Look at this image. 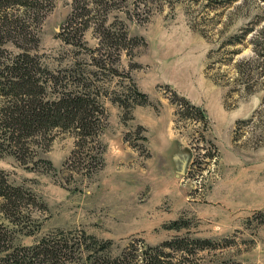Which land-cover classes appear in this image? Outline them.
<instances>
[{"label":"rangeland","instance_id":"374dc122","mask_svg":"<svg viewBox=\"0 0 264 264\" xmlns=\"http://www.w3.org/2000/svg\"><path fill=\"white\" fill-rule=\"evenodd\" d=\"M115 3L105 29L126 33L117 49L93 12L64 43L72 0H55L41 25L39 63L101 87L103 165L77 166L74 133L60 129L3 147L0 171L27 201L21 216L0 214V257L74 232L110 243L109 257L135 255L134 264L146 248L170 254L169 264H264V0ZM132 84L148 105H134ZM178 239L209 244L163 247Z\"/></svg>","mask_w":264,"mask_h":264},{"label":"trees","instance_id":"16d2710c","mask_svg":"<svg viewBox=\"0 0 264 264\" xmlns=\"http://www.w3.org/2000/svg\"><path fill=\"white\" fill-rule=\"evenodd\" d=\"M54 6L55 0H0V99L3 103L0 107V150L24 147L27 140L43 137L55 129L71 131L75 137L72 157L78 155L77 166L97 172L103 165V150L98 141L105 120L101 87L83 76H55L33 54L40 44L41 25ZM114 6L115 0H72L66 34L62 36L64 43H73L70 29L75 21L83 20L93 12L95 16H101L97 26L101 39L107 44L112 42L114 49L121 47L127 40L126 33L105 29L106 16ZM81 26L79 34L74 36L78 45H82L83 33L90 28L88 19ZM6 45L19 52L8 53ZM101 55L102 60L112 57ZM132 90L136 95L134 105H148L146 95L138 92L134 84ZM113 101L125 107L118 96ZM25 201L22 189L10 185L0 171V214L4 218L14 214L21 216ZM208 244V240L178 239L166 242L163 247L190 253V249L204 248ZM0 245H4L1 235ZM109 248L110 243L100 242L84 233L59 232L41 238L30 247L9 246L8 252L0 257V264H67L79 261L81 256L84 257L83 264H134L130 257L135 258V255L112 258L105 255ZM140 254V264H169L166 259L171 258L158 248H146Z\"/></svg>","mask_w":264,"mask_h":264},{"label":"water","instance_id":"95a60500","mask_svg":"<svg viewBox=\"0 0 264 264\" xmlns=\"http://www.w3.org/2000/svg\"><path fill=\"white\" fill-rule=\"evenodd\" d=\"M185 162H186V160L183 162V164H182V168H181V173H183V169H184V167H185Z\"/></svg>","mask_w":264,"mask_h":264}]
</instances>
